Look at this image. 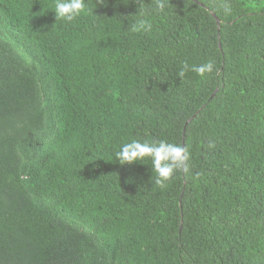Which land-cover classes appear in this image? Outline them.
I'll return each mask as SVG.
<instances>
[{
  "label": "trees",
  "instance_id": "obj_1",
  "mask_svg": "<svg viewBox=\"0 0 264 264\" xmlns=\"http://www.w3.org/2000/svg\"><path fill=\"white\" fill-rule=\"evenodd\" d=\"M55 2L0 0V264H264V0ZM133 139L189 172L159 188Z\"/></svg>",
  "mask_w": 264,
  "mask_h": 264
},
{
  "label": "clouds",
  "instance_id": "obj_2",
  "mask_svg": "<svg viewBox=\"0 0 264 264\" xmlns=\"http://www.w3.org/2000/svg\"><path fill=\"white\" fill-rule=\"evenodd\" d=\"M169 0H155L154 11L156 14L164 13ZM55 20L71 23L82 14L88 13L89 9L85 0H56L54 4ZM226 15L232 13L230 6H225ZM152 25L142 13L141 16L131 26L133 33H141L151 31ZM214 70V62L208 61L198 66L189 65L183 62L179 71V77H184L189 71L195 72L198 76L203 77L206 73ZM209 147H214L212 142ZM115 158L121 164H131L148 158L151 161V168L155 172L154 183L159 188L167 187L177 171L183 172L185 175L189 172L188 161L190 153L186 146L160 141H144L133 139L131 142L124 143L120 146V150L115 153Z\"/></svg>",
  "mask_w": 264,
  "mask_h": 264
}]
</instances>
